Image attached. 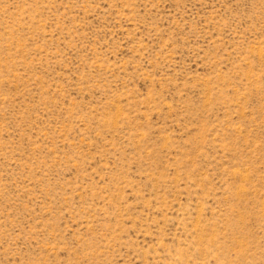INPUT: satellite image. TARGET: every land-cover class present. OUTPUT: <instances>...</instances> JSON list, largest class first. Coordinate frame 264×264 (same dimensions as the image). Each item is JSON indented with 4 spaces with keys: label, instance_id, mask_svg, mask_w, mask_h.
<instances>
[{
    "label": "rangeland",
    "instance_id": "obj_1",
    "mask_svg": "<svg viewBox=\"0 0 264 264\" xmlns=\"http://www.w3.org/2000/svg\"><path fill=\"white\" fill-rule=\"evenodd\" d=\"M0 264H264V0H0Z\"/></svg>",
    "mask_w": 264,
    "mask_h": 264
}]
</instances>
